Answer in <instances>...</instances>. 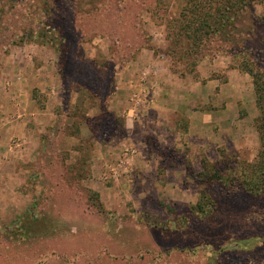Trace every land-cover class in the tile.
<instances>
[{"label": "rangeland", "instance_id": "rangeland-1", "mask_svg": "<svg viewBox=\"0 0 264 264\" xmlns=\"http://www.w3.org/2000/svg\"><path fill=\"white\" fill-rule=\"evenodd\" d=\"M186 2L0 0V99L22 110L23 87L38 116L18 135L0 117V264H264V196L201 177L256 160L252 79L217 41L182 60Z\"/></svg>", "mask_w": 264, "mask_h": 264}, {"label": "trees", "instance_id": "trees-1", "mask_svg": "<svg viewBox=\"0 0 264 264\" xmlns=\"http://www.w3.org/2000/svg\"><path fill=\"white\" fill-rule=\"evenodd\" d=\"M256 5H264V0H187L183 9L185 18L183 29L188 33L189 49L182 60L188 66L195 67L202 59L203 55H199L204 49L210 50L211 42L217 41L223 45L227 53L238 59V69L252 79L255 107L258 112L254 127L261 145L256 160L252 163L241 162L235 167L230 166L226 177L223 176L218 163L210 165L205 162L201 177L208 187L218 182L227 189L258 197L264 196V68L254 60L249 40L250 32H254L257 26L264 25V13L262 16L249 17ZM246 16L248 20L243 21ZM258 52L260 55L264 54L262 51ZM214 207L215 203L211 196L203 194L193 208V213L211 215ZM258 237L249 235L233 239L240 246L242 243L255 242ZM257 250H259L257 245L250 250L254 257L259 256ZM221 253L219 252L218 256Z\"/></svg>", "mask_w": 264, "mask_h": 264}, {"label": "crops", "instance_id": "crops-1", "mask_svg": "<svg viewBox=\"0 0 264 264\" xmlns=\"http://www.w3.org/2000/svg\"><path fill=\"white\" fill-rule=\"evenodd\" d=\"M30 85V84H28ZM11 104H20L22 110H15L9 104V101L6 97L0 99V105L3 104L4 108L0 106V117L4 116L3 118H8L10 120L9 128L7 129L8 132L19 134L24 127L25 124L28 122L32 124V118L34 117V109L32 106L33 101L30 99V94L28 90H25L23 87H16L13 91H11ZM9 94V95H10ZM34 115V116H33ZM23 117V118H22ZM159 117V116H158ZM38 116L34 117V120H37ZM29 135L30 133L27 132Z\"/></svg>", "mask_w": 264, "mask_h": 264}, {"label": "built area", "instance_id": "built-area-1", "mask_svg": "<svg viewBox=\"0 0 264 264\" xmlns=\"http://www.w3.org/2000/svg\"><path fill=\"white\" fill-rule=\"evenodd\" d=\"M141 109V100H139L137 97L133 98L131 100V109H130V115H136Z\"/></svg>", "mask_w": 264, "mask_h": 264}]
</instances>
